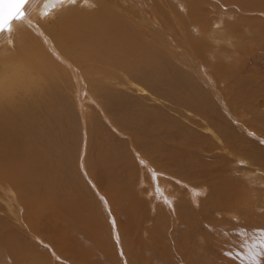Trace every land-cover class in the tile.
Returning <instances> with one entry per match:
<instances>
[{"label": "rangeland", "instance_id": "1", "mask_svg": "<svg viewBox=\"0 0 264 264\" xmlns=\"http://www.w3.org/2000/svg\"><path fill=\"white\" fill-rule=\"evenodd\" d=\"M220 9L227 16L222 18V14H213L212 21L217 20L216 26L221 28L219 22L225 20L227 26L222 28L224 33L230 35L235 29L245 31L244 28L264 31V14H261V11H246L233 4L226 9ZM53 10L54 8L51 12H55ZM159 13L164 14L162 6ZM199 21V25L189 22L183 25L187 39V41L185 40L186 45H193L198 40L200 42L205 40L203 34L208 28L203 24L205 23L204 13L199 16ZM14 34V30H12L11 42L14 41ZM175 34L182 36L178 30L175 31ZM256 40L257 43L249 36L246 40L243 38L233 40L238 49L236 60L233 59L235 63L227 61L224 65H219L210 59H203L200 62L201 65L204 64L205 68L210 67L213 81L205 75L210 86H207L206 83L205 86L199 85L196 82L195 92L204 97L206 105L209 104L211 108L205 113L207 117L210 118L222 111L223 122L228 124L220 123L216 117L205 122L210 124L214 131H218L217 126L225 125L222 127L226 131L222 133H229L233 130L232 133L236 135L231 136L232 133H229V135L227 134L228 139L223 138L225 141H231V144L235 143V146H231L227 151L221 152L222 150L218 149L208 153L207 143L214 149L213 145L217 141H215L213 131H204L206 124L197 122L198 119H202L198 111L191 110L188 113L174 114L168 109L171 101H174L178 106L184 103L186 100L184 94L190 93L191 90L187 89L189 82L182 78L179 80L180 89L177 91V98L173 99L168 90L166 78L158 70L160 65L151 68V73L143 72L135 82V85L141 89L135 88L128 81L114 88L117 96L120 97L117 101H112L114 99L108 95H102L93 106L69 104L66 106L65 112L49 114L48 131L51 140L47 144V155L49 163L54 164L51 167L53 173L49 176L44 167L37 171H42L47 175L46 183H54L59 179V176L71 183L69 175L72 173L76 178L75 184L67 188V194L71 196L72 202L68 200L61 202L60 194L49 192L46 183L41 194L49 193L37 198L34 197L33 187L25 181L24 175L21 176L19 183L16 182L15 177L5 182L2 176L0 178L2 187L0 189V218L9 224L14 223L12 222L14 220H10L9 214L5 212L8 204L17 210L15 201L3 197L5 191L9 189L16 192L17 202L26 209L23 220L26 224V231L29 233L20 232L24 227L19 223H16V226L18 229L21 228L20 231L14 226L21 239V245H18L14 250L16 257H23V264L31 259L34 263L37 260L35 264H264V246L257 245L255 248L245 251L240 248V238L237 235L240 230L253 234L264 231V171H262L264 170V50L258 45L261 44L262 39L256 38ZM255 53L257 55H254ZM234 54L235 50L228 47L227 52L222 53L221 59L226 60ZM259 54L260 59L256 58L259 57ZM253 61L256 65L253 64ZM208 62L211 63L208 64ZM146 63L142 64L140 68L147 70ZM178 71H182V68H179ZM176 74L189 77L181 72V75L179 72ZM81 85L83 88L85 84ZM150 87L152 90L147 91L146 89ZM215 91L219 92V96ZM83 92L92 95L84 89H82ZM213 95L214 97H212ZM155 96H166L165 101L152 102V97ZM106 103H110L115 111H104ZM157 106L164 109L165 113L161 114L158 111L159 107L158 110L154 108L147 112V109ZM88 109H91L90 113H87ZM102 110L108 119L111 115H118L122 118L123 114L126 115V119L132 118L134 114L139 115L140 118L134 119L135 122L130 131H125L123 126L118 127L115 124L116 120L112 117H110L111 120L109 119L111 125H108L107 120L102 117V113L100 115L98 112H102ZM235 114L236 116H234ZM164 115H166L165 117L169 116V119L173 121H166L163 118ZM213 119L216 122H213ZM85 122L86 126H84ZM171 125L172 128H170ZM228 128L230 131L227 130ZM84 134L89 137V142L92 139L96 142L103 140L106 144L107 138H111L113 142V147L110 148L118 154L113 165L117 164L119 169L112 173L114 177L106 174L112 180L111 183L108 182L109 187L104 184L99 187L97 181L88 179L80 169ZM191 134L193 140L187 136ZM205 135L208 138H204ZM172 136H178V140L185 136L187 145L173 142V139H170ZM191 143H195V146L190 147ZM89 147L87 156L90 161H84V165L86 173L93 175L95 158L92 154V146ZM233 147L234 149H232ZM176 149L178 151L180 149L179 152H182L183 155H180L179 152V154L175 153ZM225 151L226 156L223 154ZM138 153L149 164H153L160 171L177 179L179 177H181L179 179H186L187 176L190 178L193 170L197 172H200L201 168L204 171L211 170L207 176L210 181L201 178L200 174H198L199 177L193 179L195 185H198V182L202 181L201 179H203L202 184H206L204 196L201 197L198 206L194 203V206L190 205L187 198L179 193L182 198L185 197L181 206V213L185 219H182L181 224L174 216L181 200L180 198L176 199L178 196L175 195V192L186 191V187L178 186L174 181L167 180L170 185L169 191L166 192L167 196L173 197L174 200V202L172 199L170 200L171 206L169 207H167L166 201L147 196L145 194L148 191L147 186L153 183L146 165H143L138 159ZM219 154L220 158L225 156V159L229 161L230 171L223 167L220 171L218 168L220 165H216L215 169L217 168V170L214 169L215 171L210 168V165L220 161ZM113 156L115 155L113 154ZM214 156L219 159L216 157L215 159ZM31 170L36 171L33 167ZM218 172H224V176L215 182L220 176H218ZM200 173L203 174L202 171ZM9 175L14 176V173ZM223 177L224 180L225 177L231 180L227 179L221 183ZM142 181H146V184L141 185ZM221 185L225 190L222 191L223 194L220 192L218 195L212 188L214 186L218 191H221L223 189ZM104 188L107 189V192ZM109 189L110 191H108ZM112 189L120 190V192L118 191L120 202L117 210L119 215L114 210L115 208L112 209L113 206L107 194ZM23 190L28 193L27 200L22 198ZM217 198L219 201H223L224 205L230 206V209L222 208L221 212L214 215L213 212L218 209L214 208ZM230 199L235 201L234 205H232L233 202L230 204L225 202ZM27 206L32 209V213L36 212L39 215V226L36 230L32 228V213H28ZM227 210L236 214L240 219L243 218L242 221L236 220ZM211 221H214L215 226ZM39 231H45V233L42 234ZM38 237L41 239L38 240ZM14 239L15 237H13V242H16ZM3 261L4 257L1 256L0 264L17 263L12 261L3 263Z\"/></svg>", "mask_w": 264, "mask_h": 264}, {"label": "bare ground", "instance_id": "2", "mask_svg": "<svg viewBox=\"0 0 264 264\" xmlns=\"http://www.w3.org/2000/svg\"><path fill=\"white\" fill-rule=\"evenodd\" d=\"M232 4L246 11H261L260 13L264 14V0H142L141 2L139 0H28L23 8L24 15L14 19L10 24L9 30H4L0 33V178L3 176V180L8 182L15 177L16 182L19 183L21 182V176L24 175L25 181L33 187L34 197H43L49 192H53L60 194L61 202L67 200L72 202L71 196L67 194L68 186L74 185L76 180L72 173L69 175V180H72L71 183L61 176L54 183H46L47 175L42 171H37L44 167L48 171L49 176L53 173L51 167L54 164L49 163L47 155V144L51 140L48 131V115L65 112L66 106L69 104L93 106L102 95H108L114 99H111L112 101H117L120 97L117 96L114 88L128 81L135 88L141 89L138 85H135V82L138 81L143 72L151 73V68H156L158 65H160L158 66L159 72L166 78V84L173 99L177 98V91L180 89V79L185 78L189 82L187 89L191 90L190 93L186 92L184 94L186 98L184 103L178 106L174 101H171L168 109L173 111L174 114L179 112L188 113L191 110L200 113L202 119H198L197 122L206 124L204 131H213V136L216 139L215 141H217L213 142L215 145L212 144L215 147L214 149L209 147L207 143L208 153L212 150L216 151L219 149V151L222 150L221 152H223L230 149L235 143L231 144V141H225L223 138H227L233 130L230 131L228 128L229 133H222L226 131L222 127H225V125H222L216 127L218 131H214L211 128L212 126L205 122L216 117L220 123H224L222 111L210 118L207 117L205 113L211 108L209 104L206 105V99L198 95L195 90L196 82L199 85L205 86L206 83L207 86H210L206 76L213 81L210 67L205 68L204 64H200L203 59H210L219 65H224L227 61L235 63L233 59L237 56L238 49L233 40L240 38L246 40L249 36L257 43L256 38L262 39L261 44L259 43L258 45L264 50V31L260 29L253 31L248 30V28H244L245 31L235 29L229 35L222 30V28L227 26L225 20H220L219 25L221 28H217V20L212 21L213 14H222V18L226 17L227 15L220 8L226 9ZM160 5L164 14L159 13ZM53 8L55 12H51ZM203 13L205 22L203 24L208 28L203 34L205 40L201 42L198 40L193 45H186L185 40L187 41V39L183 25L187 22L199 25V16ZM241 17H243V14H241ZM12 30L15 33L13 42H11ZM176 30L182 36L175 34ZM228 47L233 48L235 54L223 60L221 59L222 53H226ZM254 55L257 54L255 53ZM256 58L260 59V54ZM253 60L255 61V59ZM145 62H147V70L140 68ZM210 63L208 62V64ZM179 68H182V71H178ZM178 72L179 74L180 72L185 73L189 77L177 76L176 73ZM81 84H85L83 88ZM82 89L92 95L86 92L82 93ZM146 90L150 91L152 87ZM215 93L219 96V92L215 91ZM165 97H152V102H164ZM158 107L160 108V106H157L147 109V112L154 108L158 110ZM214 107L217 108L215 105ZM160 109L158 111L161 114L165 113L164 109L161 111ZM104 111H115V108L110 103H106ZM90 112L91 109H88L87 113ZM98 112L99 114L102 113V117L107 120L108 125L110 124V117H112V119L116 120L115 124L118 127L123 126L125 131H130L135 122L134 119L140 118L139 115L134 114L132 118L126 119V115L123 114L122 118L118 115L108 116L109 120L103 110ZM165 116L163 118L166 121H173L169 119V116ZM212 121L216 122L214 119ZM84 126H86V122ZM170 128H172V125ZM233 135L234 133L231 136ZM187 136L193 140L192 134ZM178 138V136L170 137L173 142L184 146L187 145L185 136L180 137V140ZM204 138H208L207 135ZM88 139L89 137L84 134L83 149L80 154V169L88 179L97 181L99 187L103 184L109 187L110 184L108 182H112V180L106 174L114 177L112 173L119 169L117 164L113 165L114 159L117 160L118 158V154L111 150L113 142L111 138L106 139V144L103 140L96 142L92 139L89 142ZM89 146H92V154L95 158L93 175L86 173L84 165V161H90L87 156ZM189 146L194 147L195 143H191ZM179 151L176 149L175 153ZM181 151L183 150L181 149ZM226 151L223 153L225 156ZM179 153L183 155L182 152ZM138 155L140 162L146 165L148 172H150L149 175H151L150 178L153 183L147 186L148 191L145 193L147 196L166 201L167 207H169L171 206L170 200L172 199V202L174 200L173 197L167 196L166 192L167 190L169 191L170 187L167 180L174 181L178 186L186 187V191L175 192V195L178 196L176 199L180 198L181 200L174 216L178 223L181 224L182 219H185L181 213L182 202L185 201L183 198L185 199L186 197L190 205L194 206L195 204L198 206L201 202V197L204 196L206 185L205 183L202 184L203 179L201 178L210 181L207 176L211 170L204 171L201 168L200 172L202 171L203 174L193 170L190 178L187 176L186 179H179L181 177L177 179L165 174L166 172L160 171L153 164H149L144 157L140 156L141 154L138 153ZM225 156L223 159L222 157L220 158L219 154L220 161L217 164L210 165L212 171L217 170V168L215 169L216 165H220V167L218 166L220 171L222 170L221 167L230 171L229 161L225 159ZM185 159H188L187 156ZM246 161L248 160L246 159ZM31 167L36 171H32ZM144 168L142 169L144 170ZM258 171L262 173L264 170L258 169ZM17 172L18 174L16 175ZM13 173L14 176L9 175ZM223 173L218 172V176H220L217 180L214 179L215 182H218L224 176ZM198 174H200V177L202 176L200 178L202 181L195 185V180L193 179L199 177ZM180 175H182L181 171ZM227 179L229 178L225 177L224 180L223 177V180L220 181L223 183ZM45 183L49 192L46 195H42ZM144 184H146V181L141 182V185ZM222 188L221 191H218L214 186L212 189L216 194L220 195V192L222 193L225 190L223 186ZM104 190L107 192V189L104 188ZM118 191L120 192L119 189H112L107 194L111 200L112 209L115 208L114 210L119 215V211H117L120 202ZM179 193L185 197L182 198ZM22 194V198L27 200V191L23 190ZM3 197L15 201L17 210L11 204H8V207L5 208V212L9 214V219L14 220L12 221L14 223L9 224L0 218V257H4L3 263L12 261L17 262L16 264H23V257H16V253H14L17 246L21 245V239L14 226L16 228V223H19L24 229L23 231H20L21 228L18 229V227L16 229L23 232V234L29 233L26 231V224L23 220L26 209L17 202L15 191L9 189L5 191ZM216 202L214 208L218 209L213 212L214 215L221 212L222 208L230 209V206L224 205L223 201H219L218 198ZM225 202L229 204L233 202L232 205L235 204V201L231 199L225 200ZM27 211L29 214L32 213V209L28 206ZM229 214L234 216L236 220L240 219L236 214L231 212ZM188 216L191 215L188 214ZM31 220L32 228L36 230L39 226V215L33 212ZM211 222L215 226L214 221ZM39 232L45 233V231ZM39 236L41 235L39 234ZM13 237H15L14 240L16 242H13ZM40 239L38 237V240ZM35 263L33 259L24 262V264Z\"/></svg>", "mask_w": 264, "mask_h": 264}, {"label": "water", "instance_id": "3", "mask_svg": "<svg viewBox=\"0 0 264 264\" xmlns=\"http://www.w3.org/2000/svg\"><path fill=\"white\" fill-rule=\"evenodd\" d=\"M28 0H0V33L10 29L14 19L24 15V6Z\"/></svg>", "mask_w": 264, "mask_h": 264}, {"label": "snow or ice", "instance_id": "4", "mask_svg": "<svg viewBox=\"0 0 264 264\" xmlns=\"http://www.w3.org/2000/svg\"><path fill=\"white\" fill-rule=\"evenodd\" d=\"M237 235L240 238V248L245 251H249L250 249L255 248L257 245L264 246V231L253 234L244 230H240L237 232ZM252 258L254 259L255 257L253 256Z\"/></svg>", "mask_w": 264, "mask_h": 264}]
</instances>
